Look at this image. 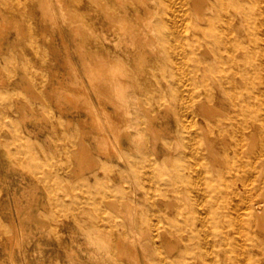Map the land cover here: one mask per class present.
Returning <instances> with one entry per match:
<instances>
[{
	"label": "bare ground",
	"instance_id": "obj_1",
	"mask_svg": "<svg viewBox=\"0 0 264 264\" xmlns=\"http://www.w3.org/2000/svg\"><path fill=\"white\" fill-rule=\"evenodd\" d=\"M113 1L120 6L118 13L107 7L106 0H92L106 12L121 50L104 57L98 47L95 60H91L85 56L89 50L83 38L78 46L83 73L96 102L72 64L73 74L69 75L75 80L60 77L55 84L76 109L81 107L77 103L80 96L83 99L88 116H78L81 129L92 134L95 148L104 158L117 156L133 169L155 166L154 175L135 173L142 187L154 182L157 191L149 206L136 208L125 201L127 227L134 235L140 220L154 226L156 237L151 242L172 244L165 250L159 247L158 257L150 261L145 244L139 239L135 245L132 237L126 248L130 259L133 264H264V251L256 236L248 232L252 218L264 225L263 204L244 203L240 214L220 190L222 184L235 187L239 180L247 189L244 197L250 198L254 186L264 184V9L258 0ZM42 2L54 22L51 0ZM56 2L64 11L66 1ZM5 25L0 17V50ZM76 31L82 34L81 29ZM124 52L141 72L148 67L139 65L147 63L160 74L143 103L132 93L135 81ZM0 83L9 82L0 77ZM131 98L135 101L132 107ZM138 103L148 119L145 128L155 134L149 146L155 157L143 151L147 145H135L129 137L130 127L138 125L140 118ZM157 113L161 116L154 123ZM123 138L128 151H122ZM88 153L82 147L76 155L79 165ZM80 172L81 166L72 175ZM107 177V167L100 166L78 177L76 185L105 186ZM90 199L98 203L97 195H90ZM117 209L114 206V212L103 213L100 208V215L116 229ZM16 210L19 224L8 201L0 207V214L9 218L17 236L24 230L23 218L30 208L17 206ZM8 257V264H17L12 251Z\"/></svg>",
	"mask_w": 264,
	"mask_h": 264
},
{
	"label": "rangeland",
	"instance_id": "obj_2",
	"mask_svg": "<svg viewBox=\"0 0 264 264\" xmlns=\"http://www.w3.org/2000/svg\"><path fill=\"white\" fill-rule=\"evenodd\" d=\"M65 1V10L62 11L56 0H51L56 21L53 22L42 0H0V17L6 22L3 27L5 42L0 50V77L9 82L0 83V207L6 201L10 203L16 224H19L17 206L22 210L30 208L29 215L23 218V233L20 231L17 236L9 218L0 214L1 264H8L10 251L17 264H133L126 250L132 237L135 245L139 239L145 244L152 261L158 257L159 247L165 250L172 243L151 242L156 237L154 226L144 225L140 220L136 222V232L132 235L127 227L125 207L126 202L136 208L150 205L149 201L156 196V185L153 182L149 187H142L136 182L135 173L154 175V164L133 169L117 156L104 158L95 148L92 134L81 129L78 116H88L83 99L80 96L77 103L81 107L76 109L64 97V90L59 91L55 84L60 77L75 80L69 75L73 74L69 68L72 64L96 102L95 92L83 73L78 48L80 40L84 39V46L89 50L85 56L91 60H95L98 47L104 57L115 55L114 51L121 50V42L111 29L102 6L92 0ZM106 1L110 10L120 11V6L113 0ZM258 3L261 10L264 9V0H258ZM78 29L82 34L74 33ZM124 55L126 64L133 69L130 70L135 81L132 93L138 96L139 103H143L144 95L155 87L154 82L160 74L147 63L139 65V68L148 67L141 72L131 64L130 55L125 52ZM71 87L76 88L75 85ZM133 100H130L131 107L135 105ZM139 103L136 106L140 127H130L129 137L135 145L137 142L147 145L143 151L155 157L149 147L155 134L145 128L148 119ZM107 104L111 107V103ZM159 116L157 113L152 121L155 123ZM123 141L122 151H128L126 138ZM84 146L89 153L79 165L76 155L81 154ZM136 153L133 150V154ZM218 159L223 160V157ZM80 166L82 172L72 175ZM100 166H106L108 170L105 186L76 185L78 177L90 174ZM236 183L235 187L222 184L220 189L226 193V200L236 205V212L241 214L242 204L247 202L254 206L259 201L264 206V197L261 196L264 184L254 186L250 198H247L244 197L246 187L239 180ZM103 190L112 191L101 194ZM90 195H97L98 203L91 201ZM114 206L118 208L114 219L119 223L118 229L100 215V208L103 213H112ZM250 223L248 232L256 236L264 251V225L256 218Z\"/></svg>",
	"mask_w": 264,
	"mask_h": 264
}]
</instances>
